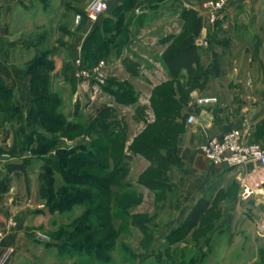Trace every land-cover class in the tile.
I'll use <instances>...</instances> for the list:
<instances>
[{
  "label": "rangeland",
  "instance_id": "obj_1",
  "mask_svg": "<svg viewBox=\"0 0 264 264\" xmlns=\"http://www.w3.org/2000/svg\"><path fill=\"white\" fill-rule=\"evenodd\" d=\"M95 1L87 7V16L92 23H98L107 14L115 16L95 35V43L105 51L102 56L116 43L126 48L133 46L141 63L139 69L130 68L128 73L141 80L147 78L145 71L161 69L168 48H177L191 35L196 19H203L195 8L204 0H125L115 10L107 9L92 20L88 11ZM141 13L150 32H143V37L134 34L132 40L127 30L133 26L135 33L139 31L133 17ZM126 14L129 23L117 37L116 19H124ZM155 15H160L161 20L152 24L150 20ZM45 24L48 26L43 32L45 38L52 40L54 23ZM36 31L30 30V33ZM166 34L168 36L164 37ZM197 38L192 40L195 46ZM87 56L90 66L80 53L70 61V83L55 87L59 116L55 114V118L45 119L41 125L26 116L25 106L23 118L11 114L4 116L0 109V233L3 234L0 246L8 230L17 228L21 217L34 215L37 220L30 226L34 224L35 229L30 231V241L24 249L32 260L23 264H237L228 260L235 251L238 260L241 259L238 264H264V239L255 231L248 237L243 230L232 233L223 230L214 242V235L209 243L202 242L210 238L212 225L222 217L218 207L225 199L224 194L202 223L188 232H176L167 241L163 238L164 226L178 208L169 172L175 167L180 135L187 125H191L187 119L196 108L195 97L211 79L220 73L225 76L229 71L219 69L218 62L214 61L204 72L201 58L192 71L171 83L155 87L149 100L150 86H145L139 93L127 80L117 79L116 85L106 60L100 56L91 57L89 53ZM79 58L89 69L105 62L101 70L103 84L77 78L75 62ZM154 75L156 83L163 79L159 73ZM91 82L97 91L92 96L87 87ZM112 91H117V95ZM34 108L35 102L29 115ZM92 123H97L98 129L108 131L109 138H101L92 131ZM51 125L55 126L54 131ZM114 157H117V163L113 162ZM92 158L99 159L101 167L91 168ZM11 163H24L26 171L8 172L7 166ZM125 171L128 172L126 178L120 180ZM89 176L94 177L93 181ZM100 179L104 180L109 193H102L100 182H94ZM147 179L162 181L163 186L158 189L161 192L156 194L146 188L144 181ZM100 194L101 199L95 197ZM102 206L103 219L100 220ZM43 210L44 213L40 212ZM141 224L150 233L144 231ZM76 228L90 232L71 238ZM99 230L102 232H97ZM91 235L93 237L88 238ZM229 237H237L241 244L229 247L226 243ZM50 239L59 244H50ZM244 239L249 240V244H244ZM9 248L13 249L12 255L16 252L15 247H7L0 254Z\"/></svg>",
  "mask_w": 264,
  "mask_h": 264
},
{
  "label": "crops",
  "instance_id": "obj_2",
  "mask_svg": "<svg viewBox=\"0 0 264 264\" xmlns=\"http://www.w3.org/2000/svg\"><path fill=\"white\" fill-rule=\"evenodd\" d=\"M92 1L0 0V79L12 92L16 107H26L27 117L35 102L31 91L34 73L43 69L42 66L34 67V64L43 60L50 65V89L57 94L55 87L70 83L71 76L68 71L74 57L80 53L96 56L97 50L92 48L89 39L94 32L100 31L108 22L114 20L115 16L113 13L107 14L98 23H92L87 16V7ZM123 1L125 0H107L108 9L115 10ZM127 16L128 14L124 19H116V23L121 24V31L129 23ZM159 20L161 16L155 15L150 23L156 24ZM181 20L185 21L184 18ZM49 21L54 23L50 37L52 40H46L43 33L48 27L45 23ZM133 21L139 31L135 33L133 26L127 30L132 40L135 38L134 34L136 37H143V32H150V27L144 24L146 19L142 13L133 17ZM35 29V34L30 33V30ZM121 31L117 32V37L123 33ZM29 35L32 37L29 38ZM167 36L166 34L164 37ZM197 37L210 44L208 49L196 44L198 53L204 60V72L215 61L218 62L219 69L228 70L229 73L225 76V73H220L197 93L199 97L217 98L216 103L198 105L194 109L205 122V126L187 125L185 132L180 135L175 150V167L169 172L170 182L177 195L178 208L165 224L163 238L167 241L169 236L182 228L201 199L210 202L209 214L224 194L225 199L218 207L222 217L212 225L210 238L207 237L202 242L209 243L213 235L214 242L223 230L227 233L243 230L248 237L253 236L255 231L264 239V191L249 201H241L240 184L234 171L212 164L199 152L200 146L209 137L223 135L232 129H243L246 143L264 148V0H242L231 6L214 28L209 27L207 21L202 19L201 32ZM135 52L137 49L133 46L126 48L116 43L108 48L104 56L100 55V58L106 60L108 68L112 69L111 76L116 78L114 84L117 85V79L122 82L127 80L139 93L145 90V86H150V100L155 87L171 83L173 79L162 64L159 70L145 71V80L132 77L128 70L139 69L141 63ZM137 54L141 55V52ZM154 73H159L163 78L159 83L154 82L157 78ZM187 73L182 70L181 75ZM87 87L91 96L95 94L93 92H97L92 82ZM105 96L113 98L108 94ZM40 212L44 213V210ZM36 220L34 215L21 217L17 228L8 230L1 242L0 252L7 247H15L16 252L9 257L6 264H23L32 260V256L24 252V249L29 244L30 233L35 229L34 224H30ZM39 241L44 243L42 239ZM249 242L244 239V244ZM226 243L229 247H236L241 241L237 237H229ZM50 244L57 246L59 242L50 239ZM228 260L238 264L241 259L238 260L235 251Z\"/></svg>",
  "mask_w": 264,
  "mask_h": 264
},
{
  "label": "built area",
  "instance_id": "obj_3",
  "mask_svg": "<svg viewBox=\"0 0 264 264\" xmlns=\"http://www.w3.org/2000/svg\"><path fill=\"white\" fill-rule=\"evenodd\" d=\"M107 0H96L89 7V18L96 20L107 9ZM242 0H204L195 10L207 21L208 26L215 27L228 9ZM200 46H206L207 40L197 39ZM105 62L89 69L84 65L82 58L75 62V74L77 78L93 80L103 84L101 70ZM217 102L216 97H195V105L203 106ZM187 123L205 126V122L193 111ZM199 152L212 164L222 166L234 171V175L240 184L239 197L241 201H249L264 191V148L257 144L246 143L243 129H232L220 136H211L203 143ZM3 234L0 233V241ZM13 249H6L0 254V264H6L12 255Z\"/></svg>",
  "mask_w": 264,
  "mask_h": 264
},
{
  "label": "trees",
  "instance_id": "obj_4",
  "mask_svg": "<svg viewBox=\"0 0 264 264\" xmlns=\"http://www.w3.org/2000/svg\"><path fill=\"white\" fill-rule=\"evenodd\" d=\"M116 24L117 25L115 28V32L117 34V32L121 31V24L120 23L119 25L118 23ZM201 28H202V19L198 18L196 19L194 23L193 29L191 31V35L189 37H185V39L182 40V42L179 44L177 48L170 46L167 52L165 53V55L163 56L164 66L173 80H177L180 78L182 70H186L187 72H190L193 70L194 66L199 64L201 60V56L199 55L197 47L195 46V43L192 40L200 34ZM97 32L99 31L94 32V34L89 39L91 45L93 44L92 48L95 49V51L97 50V54L95 57H98L102 55L103 52H105L102 46L99 47L97 43H95V40H96L95 35L97 34ZM83 56L87 63L88 56L87 55H83ZM39 62L40 61L34 64V67L39 68V66H42L43 69L40 72L34 73L35 74L34 83L31 87V91L35 99V108L31 111V114L28 116V118L35 119L37 124L40 122L42 125L45 119L55 118V114L56 116H59L56 113V109H57L56 106L59 101L57 99V95L52 93L50 89V76L48 73L51 70L50 65L47 62H44L43 60L41 63ZM88 65L90 66L91 64H88ZM112 92L114 95H117L116 93L117 91H112ZM154 96H156L155 93H154ZM0 109L3 110L4 116L11 114L18 118H23L22 107H16L13 101L12 92L2 83L1 79H0ZM102 112H103V109L99 111V115H98L99 117H101ZM60 122H61L60 120L57 122L59 124L58 126L61 125ZM51 126H52V131H54L55 126L54 127L53 125ZM90 129L94 131L96 134H99L101 138H104V139L109 138L108 131L98 129L97 123H92L90 125ZM26 161H28V159ZM113 162L114 163L118 162L117 157H114ZM46 163L49 164V161H47ZM101 165L102 163L99 161V159L92 158V161L90 162L89 166L93 168V167H101ZM7 170L8 172H11V173L12 172L24 173L26 171V166L24 163H11L7 166ZM127 173L128 172L125 171L123 175L120 177V180H124L127 176ZM89 177L93 181L94 177L92 176H89ZM103 181H104L103 179H100V181L95 180L94 182L95 183L100 182V188H102L101 190L102 193L107 194L109 193V189L104 186ZM144 186L157 194L160 191L158 190L159 187L163 186V182L160 181L159 179H147L144 181ZM128 194H131V193H128ZM95 197H99V199H101L102 195L101 194L95 195ZM209 207H210V202L207 199H201L199 203L195 206V208L190 212L182 228H180L176 232H179V231L188 232V230L191 227L197 226L198 224L202 223V221L205 219V217L207 216L209 212L208 211ZM100 208L101 210H100L99 216L101 220L103 219L102 218L103 206ZM94 215L95 214H92V216ZM141 225L144 231L148 230L147 232L150 233L149 229L144 224H141ZM89 232L90 230H85V229L80 230L76 228L70 237L75 238V237L86 236L87 234H89ZM97 232L101 233L102 230H99ZM176 232L173 235L169 236V238L171 237L173 238ZM92 237L93 236L91 235L88 238H92Z\"/></svg>",
  "mask_w": 264,
  "mask_h": 264
}]
</instances>
